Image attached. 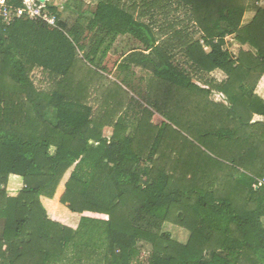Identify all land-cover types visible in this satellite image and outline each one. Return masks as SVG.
Instances as JSON below:
<instances>
[{
  "label": "trees",
  "instance_id": "1",
  "mask_svg": "<svg viewBox=\"0 0 264 264\" xmlns=\"http://www.w3.org/2000/svg\"><path fill=\"white\" fill-rule=\"evenodd\" d=\"M92 1L62 5L88 14L85 25L66 21L51 0L37 3L52 21L7 26L0 15V264H58L69 249L80 259L101 246L106 264H132L138 241L150 245L147 264H264V119H253L264 118L254 92L264 8L243 25L249 0ZM179 6L187 18L170 22ZM126 35L137 43L120 68L154 76L143 101L129 91V73L109 81L98 67ZM235 43L237 52L226 47ZM175 53L197 74L226 77L198 86ZM212 90L223 101H211ZM68 170L59 202L81 214L76 228L50 218L75 217L54 195ZM10 175L23 183L14 196ZM41 196L51 198L47 210ZM165 223L186 230L185 242L161 233Z\"/></svg>",
  "mask_w": 264,
  "mask_h": 264
},
{
  "label": "rangeland",
  "instance_id": "2",
  "mask_svg": "<svg viewBox=\"0 0 264 264\" xmlns=\"http://www.w3.org/2000/svg\"><path fill=\"white\" fill-rule=\"evenodd\" d=\"M79 1V0H78ZM82 3V8L86 9L87 7H93L95 2L92 0H80ZM52 3L58 5L59 7V11H63L64 8H62V5L65 4H72L74 2V0H51ZM173 7H175V4H173ZM155 19L154 21L156 22L155 27L156 31L160 28V26L164 25V16L161 12V10H156L155 12ZM187 13H188V7L186 6H179L178 8H176L175 11H173L170 16H169V21L170 22H175L177 20H183L187 18ZM88 14H79L77 12H73L70 9H67L65 12L63 11V18L66 19V21H68L71 24H75V21H78L79 25L81 23H83L84 25L88 22ZM146 18H144L145 20ZM159 21V22H158ZM185 21V20H184ZM186 23V21H185ZM159 25V26H158ZM136 43L134 41V39L131 36H118L117 39L115 40V42L113 43L111 49L105 54V56L102 58L100 65L98 67L100 68H104L102 69L104 75H106L107 79L109 81L111 80H115V76L117 77V75L121 74H128L131 76L132 78V87H129V91L131 92V94L138 99L139 101L142 100V98H148L149 96V83L151 82V80L153 79V74L151 73V71L147 70V69H142L140 67L137 66H130L129 68H120V66H122L125 63V54L126 52H128V50L132 47L136 46ZM104 46V44H103ZM228 49L237 52V50L239 49V46L235 45H231L228 44V46H226ZM205 50L208 51L209 49L207 47H205ZM175 64H178V66L180 68H182L183 70H185L187 73H190V75L192 76V79L194 81V83L198 86L201 87H207L205 86V81H209L211 79H214L215 82H220L223 79H225V74L222 73L221 71H213L210 74H204V73H200L197 74L195 72H193L191 66L188 64L187 60L184 58L183 54L181 53H175V55L173 56V60H172ZM40 72V71H39ZM41 73V72H40ZM31 80L34 81V83L36 85H39V83H41V85L39 86H45L46 82H45V78L42 74H39L38 72L32 71L31 72ZM159 93V92H158ZM209 99L211 101H216V102H220L223 101V96L221 93L212 90L210 95H209ZM153 100H156L155 98H153ZM143 101V100H142ZM131 107H133V105H131ZM152 111H154V109H152ZM131 114V112H130ZM162 117L157 115L156 113H154L153 117H152V121H154V123H159L161 121ZM104 134L108 136V132L106 131V128H104ZM53 151V149L51 150ZM71 170H68L65 175L61 178L56 190H55V194L57 196V199L61 196L62 192H63V188H64V183L68 177V173ZM9 180V179H8ZM20 182H21V178H20ZM22 183V182H21ZM8 184V182H7ZM23 186V183H22ZM17 187V186H16ZM6 190L8 193H18V189L14 188H8V186L6 185ZM53 195V196H54ZM195 201V195L191 194L188 197V202L189 203H193ZM77 217V215L75 216ZM90 217H95V218H105L104 216L101 215H94V216H90ZM262 223L264 226V218L262 219ZM186 230H184L181 227L169 224V223H165L162 228H161V233H169L170 237L172 239H174L175 241H180V242H185L186 240V235L187 233L185 232ZM99 244V243H97ZM137 247V251L138 254L136 255V258L134 259L132 264H136L137 262H140L141 264H147L148 263V255L150 254L151 248L150 245L147 243H144L142 241H138V243L136 244ZM93 253V252H92ZM91 253V254H92ZM90 254V255H91ZM103 254H104V247L101 246L99 248H97L96 252L93 253L90 257H88L87 252L83 253L82 256L79 258L78 255H76L74 252H72L70 249L67 251V253L64 255V261L59 262L58 264H106V261L103 258ZM80 260V261H79Z\"/></svg>",
  "mask_w": 264,
  "mask_h": 264
},
{
  "label": "crops",
  "instance_id": "3",
  "mask_svg": "<svg viewBox=\"0 0 264 264\" xmlns=\"http://www.w3.org/2000/svg\"><path fill=\"white\" fill-rule=\"evenodd\" d=\"M257 7H260V8H264V0H249V7L247 8V10L245 11L244 15H243V18H242V24H247L251 21L252 17L254 16L255 14V11H256V8ZM236 46H239L238 43H235ZM234 44V45H235ZM244 48H246V46H243ZM38 72L39 74H42L40 73L38 69H33L32 71H35ZM31 71V72H32ZM218 71V70H216ZM43 75V74H42ZM45 76V75H43ZM259 97H261L262 99H264V75L260 78V80L258 81L257 85H256V88H255V91H254ZM253 119H264L263 117H260V116H257L255 115ZM106 131L108 132V136L109 137L112 133V128L110 127H106ZM129 129L126 131V133H128ZM21 182H22V179H21ZM20 182V177L17 176V175H10L9 176V180H8V188H16L18 190H20V188L22 187V183ZM17 186V187H16ZM58 189V188H57ZM64 190V188H63ZM17 192L15 193H8V195L10 196H14L16 195ZM195 195V194H194ZM60 198V197H59ZM59 198L57 199V202L60 206H62L64 209H66L68 211V213L70 214V216H72V214H74L75 216L77 215V217H74L73 218V222L71 223H65L63 221H60L58 219H54L52 217H50L51 219L53 220H56V221H59L63 224H66L67 226H70V227H73V228H76L77 225H78V222H79V218L81 216V214H76V213H73V212H70L65 206H63L60 202H59ZM51 198H48V197H45V196H41V201H42V204L44 205L45 209H46V205H45V201L46 200H50ZM195 200H196V197H195ZM47 210V209H46ZM48 212V211H47ZM90 214V213H89ZM89 216H92V215H89ZM70 218V217H69ZM107 218V217H105ZM186 238V237H185Z\"/></svg>",
  "mask_w": 264,
  "mask_h": 264
},
{
  "label": "built area",
  "instance_id": "4",
  "mask_svg": "<svg viewBox=\"0 0 264 264\" xmlns=\"http://www.w3.org/2000/svg\"><path fill=\"white\" fill-rule=\"evenodd\" d=\"M21 5L15 4L11 0H0V15L4 24L11 25L18 19L23 17L36 18L42 17L49 21L52 19L47 15L46 10L42 4H38L37 1L41 0H20ZM46 1V0H45ZM44 2V1H41ZM258 184H264V178L258 180Z\"/></svg>",
  "mask_w": 264,
  "mask_h": 264
},
{
  "label": "water",
  "instance_id": "5",
  "mask_svg": "<svg viewBox=\"0 0 264 264\" xmlns=\"http://www.w3.org/2000/svg\"><path fill=\"white\" fill-rule=\"evenodd\" d=\"M41 1H45V0H41Z\"/></svg>",
  "mask_w": 264,
  "mask_h": 264
}]
</instances>
